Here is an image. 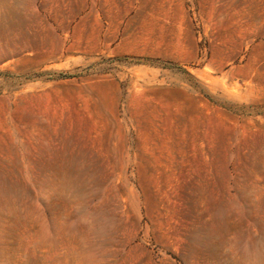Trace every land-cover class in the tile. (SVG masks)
I'll list each match as a JSON object with an SVG mask.
<instances>
[{"label": "rangeland", "instance_id": "rangeland-1", "mask_svg": "<svg viewBox=\"0 0 264 264\" xmlns=\"http://www.w3.org/2000/svg\"><path fill=\"white\" fill-rule=\"evenodd\" d=\"M0 264H264V0H0Z\"/></svg>", "mask_w": 264, "mask_h": 264}]
</instances>
